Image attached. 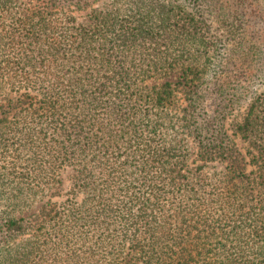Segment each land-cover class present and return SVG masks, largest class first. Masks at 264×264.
Instances as JSON below:
<instances>
[{
  "label": "trees",
  "instance_id": "1",
  "mask_svg": "<svg viewBox=\"0 0 264 264\" xmlns=\"http://www.w3.org/2000/svg\"><path fill=\"white\" fill-rule=\"evenodd\" d=\"M22 1L0 0V264H264V0ZM179 131L222 169L183 173Z\"/></svg>",
  "mask_w": 264,
  "mask_h": 264
},
{
  "label": "rangeland",
  "instance_id": "2",
  "mask_svg": "<svg viewBox=\"0 0 264 264\" xmlns=\"http://www.w3.org/2000/svg\"><path fill=\"white\" fill-rule=\"evenodd\" d=\"M109 1L111 0H102L98 3H96L91 9H87L84 11H74L73 14L75 15V17L77 18L78 21L80 22H84L87 21L89 18V15L91 13L92 10L96 9V8H100L105 6L106 3H109ZM24 3V0L21 2V4ZM259 92H263L264 91V86H262L261 88H259L258 90ZM16 94L15 92H11L10 97H15ZM2 97L0 99V101H3ZM178 138L182 139V143H183V154H185L187 156V160L185 162V164L183 165L182 168V172H184V170H190L191 172H195L197 170V168L202 166H205V170L209 171L210 173L215 172V171H220L222 169V166L218 163H208V164H204L202 162H199L196 160V147L193 144L192 140L190 137H188L185 133H183L182 131L178 132ZM238 142L240 144V146H242L244 151H247V146L245 144H243V142L241 140L238 139ZM249 155V154H248ZM251 158L248 157V161H249V165H248V172L251 175H256L257 173H255L254 171H257V166L254 165L251 161ZM72 175H73V171L72 168H66L64 170L60 171L59 174V179H60V191H58L56 194H54L51 197H48L47 199H51V201L53 202H57L60 203L63 200H65L68 197V190L70 187V183H71V179H72ZM40 203H38L33 210H31V212L35 211L37 207H39ZM25 215V214H24Z\"/></svg>",
  "mask_w": 264,
  "mask_h": 264
}]
</instances>
